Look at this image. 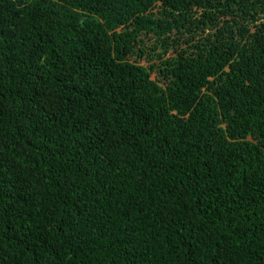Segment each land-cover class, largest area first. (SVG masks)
Here are the masks:
<instances>
[{
	"label": "trees",
	"instance_id": "1",
	"mask_svg": "<svg viewBox=\"0 0 264 264\" xmlns=\"http://www.w3.org/2000/svg\"><path fill=\"white\" fill-rule=\"evenodd\" d=\"M35 1L0 0V264H264V0H160L166 15L141 17L156 35L180 32L187 3L217 37L161 57L140 86L127 62L92 68L95 32L79 18L95 0L40 3L37 20ZM106 1L143 12L155 0ZM74 27L84 51L39 74L26 31ZM38 42L46 60L65 53ZM73 139V159L108 190L77 217L53 206L70 205ZM101 223L135 234L86 254Z\"/></svg>",
	"mask_w": 264,
	"mask_h": 264
},
{
	"label": "clouds",
	"instance_id": "2",
	"mask_svg": "<svg viewBox=\"0 0 264 264\" xmlns=\"http://www.w3.org/2000/svg\"><path fill=\"white\" fill-rule=\"evenodd\" d=\"M53 1H35L37 3L28 7L31 16L37 20V16L33 14L35 7L40 3H52ZM186 4H181L182 7L177 11L180 32L170 30L161 35H156L148 28L146 22H142L141 17L161 18L166 15V9L163 10L160 0H155L147 5L143 12L121 11L122 9L113 7L114 5L106 0H95L91 8L83 13L84 16L79 18L81 22L85 20V23L82 22L86 25L83 26L84 28H89L95 32V36L90 42V45L95 49V54L91 57L92 68L96 69V62L99 59L111 58L116 61L127 62L128 67L140 73V77L135 79V85L140 86L142 82L155 78L154 64L158 63L161 57L171 58L176 50L179 51L199 40H201V44H207L208 41L214 42L217 36H210L209 30L202 24L205 18V10L202 12L201 8L186 6ZM77 12L80 13L78 10ZM213 12L219 15L220 20L225 21L224 13ZM229 25L234 32L235 28L241 25V22H229ZM26 36L29 39V42L25 41L24 43L26 53L34 61L39 74L45 73L53 65L68 68L70 61L81 54L85 47L80 27L68 28L62 32L46 36H41L40 31L31 28L26 31ZM38 41L62 47L65 53L46 60ZM118 57L120 59H117ZM130 73L132 75L134 72L130 71ZM75 142L73 139V143H71V161L68 163L69 172L66 176L72 191L70 205L62 208L60 199L58 197L53 199L55 209L66 210L65 212L71 217H77L80 207L106 201L108 196V190L103 187L101 182L84 170L85 166L91 164L81 163L73 159L72 150L73 148L76 149ZM113 199L109 198V200ZM134 210L136 208L129 205L128 215ZM134 234V229H121L108 223H101L93 231L87 232L83 238V250L86 254L92 251L117 250L118 244Z\"/></svg>",
	"mask_w": 264,
	"mask_h": 264
}]
</instances>
